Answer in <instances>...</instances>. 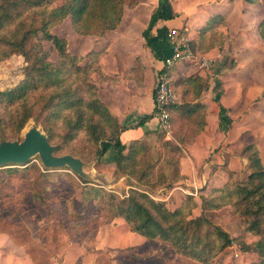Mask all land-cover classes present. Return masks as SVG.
<instances>
[{
  "label": "trees",
  "instance_id": "obj_1",
  "mask_svg": "<svg viewBox=\"0 0 264 264\" xmlns=\"http://www.w3.org/2000/svg\"><path fill=\"white\" fill-rule=\"evenodd\" d=\"M242 1L255 4L260 0ZM137 2L0 0V62L12 54L24 58L23 78L0 90V140L17 137L33 119L41 124L49 141L58 140L59 150L80 134L95 144L98 159L112 148L114 172L129 176L135 184L127 181L130 187L122 198L101 187L93 188L101 212L111 219H122L131 232L146 240L163 241L177 254L200 264H213V259L233 243L242 252L255 254L249 264H264V163L256 144L240 147L248 160L245 178H238L239 172L224 163L226 181L201 195L200 203L187 195L179 206L169 209L163 201L150 196L149 191L171 186L182 177L179 167L183 154L178 144L193 143L206 125V106L201 95L207 80L199 74H189L174 84L183 98V102L168 107L175 142L163 140L162 133L149 142V136L157 133L155 129L127 146L119 139L121 127L116 117L98 96L95 76H105L100 67L105 50L92 49L84 55L72 53L67 39L52 32L70 17L76 33L103 37L119 26L125 5L133 8ZM171 17L169 0H158L152 19ZM226 23L223 13L209 15L197 30V38L190 40L191 48L202 54L215 47L224 34L213 29ZM257 29L264 41V20ZM47 43L56 50V60L50 58ZM142 70L143 66L138 64L134 73ZM218 86L220 80L215 81V87ZM220 98L221 93L216 92L214 100L219 102ZM221 119L228 125L226 115ZM160 148L164 150L162 156ZM69 151L78 154L73 148ZM224 207L233 210L243 231L251 234L253 240L235 238L212 221L209 212ZM196 208L199 213L194 215Z\"/></svg>",
  "mask_w": 264,
  "mask_h": 264
},
{
  "label": "rangeland",
  "instance_id": "obj_2",
  "mask_svg": "<svg viewBox=\"0 0 264 264\" xmlns=\"http://www.w3.org/2000/svg\"><path fill=\"white\" fill-rule=\"evenodd\" d=\"M208 1L211 2L178 0L175 4L196 8L197 2ZM227 1L221 2L226 4ZM222 4L206 7H216L225 13ZM243 6L244 3L237 1L227 12L226 25L213 29L224 34L222 42L202 53L215 58L217 64L212 78L203 77L207 84L201 99L210 94L209 88L213 99L216 92H220L227 100L225 114L229 118L228 125L223 121L220 126L225 131L232 127L240 132L233 144L235 151L240 153V146L256 144L264 162V41L257 29L258 23L264 20V0L245 9L241 8ZM203 7L198 6L196 10ZM71 30V19L67 17L52 32L71 39ZM71 33L76 34L73 30ZM71 43L76 42L72 39ZM46 48L50 58L56 60V50L50 43ZM23 66L24 58L20 54H12L0 62V77L6 78L0 90L16 85L23 78ZM216 80H220L217 88ZM31 124H37L45 132L41 124L30 119L17 137L6 139L21 140L23 131ZM158 134L161 135L159 130L150 135L148 141L153 142ZM163 140L175 142L173 136L167 139L163 135ZM50 143L58 148V140ZM187 145L178 144L183 156ZM70 148L78 154L69 151ZM95 148V144L80 134L56 153H70L80 157L87 170L94 167L116 176L114 168L110 169L109 153L98 159ZM159 150L162 156L164 150ZM245 176L246 170L242 168L237 177ZM127 181L135 184L129 176L111 186L86 182L67 167L45 168L38 156L25 164L0 165V264H200L177 254L163 241H148L133 235L126 223L111 219L99 210L93 188L101 187L122 198L130 187ZM209 216L235 238L243 237L240 219L230 207L209 212ZM239 249V245L233 243L213 259V264H234L243 259L237 256Z\"/></svg>",
  "mask_w": 264,
  "mask_h": 264
},
{
  "label": "crops",
  "instance_id": "obj_3",
  "mask_svg": "<svg viewBox=\"0 0 264 264\" xmlns=\"http://www.w3.org/2000/svg\"><path fill=\"white\" fill-rule=\"evenodd\" d=\"M210 1L205 4L197 2L194 8L183 3L175 4L178 0H169L173 17L153 20L152 15L158 6V0H138L133 8L124 7L119 26L107 31L103 37L80 35L73 29L76 34L72 35L71 30V39L60 35L67 39L68 49L72 53L84 55L92 49L105 50L100 59V67L106 77L98 74L95 82L99 98L120 124L119 139L123 144L128 146L132 141L143 138L147 131L157 129V118L153 114V91L157 72L162 67V59L169 53L168 31L172 28H184L189 38L194 39L208 16L219 9H208L206 6L213 3L220 6L223 3L222 0ZM237 1L244 3L242 9L250 5L242 0H228L226 4H222L226 8L223 13L226 20L227 12L232 10ZM198 6L204 7L196 10ZM72 39L76 42L74 45L71 43ZM138 64L143 66V70L135 74L134 68ZM170 72L174 84L190 73L203 76L195 65L185 61L176 63ZM210 90L209 88L210 94L201 99L206 106V125L195 141L187 145L186 154L180 159L179 170L182 177L171 186L149 191L151 196H155V200L163 201L169 209L179 206L187 195L193 196L200 203V196L205 195L210 188L222 186L227 179L222 168L224 163L229 169L240 172L243 168L248 173L247 156L240 151L236 152L233 145L240 132L232 130V127L225 131L220 126L223 123L221 118L226 115L227 100L221 96L220 101L216 102ZM108 153L110 169H113V149L109 148L105 154ZM198 213L199 208H196L194 215ZM242 234L241 238L245 241L254 239L243 229ZM139 238L145 239L142 236ZM238 253L237 256H243V259L236 260L234 264H249L255 256L240 249Z\"/></svg>",
  "mask_w": 264,
  "mask_h": 264
},
{
  "label": "water",
  "instance_id": "obj_4",
  "mask_svg": "<svg viewBox=\"0 0 264 264\" xmlns=\"http://www.w3.org/2000/svg\"><path fill=\"white\" fill-rule=\"evenodd\" d=\"M6 78L0 77V84ZM57 146L51 144L47 134L37 125L31 124L23 131L22 139L0 141V165L25 164L38 156L45 168L67 167L86 182H99L111 186L127 178L126 175L113 176L110 172H99L92 167L86 169L85 162L70 153L57 154Z\"/></svg>",
  "mask_w": 264,
  "mask_h": 264
},
{
  "label": "built area",
  "instance_id": "obj_5",
  "mask_svg": "<svg viewBox=\"0 0 264 264\" xmlns=\"http://www.w3.org/2000/svg\"><path fill=\"white\" fill-rule=\"evenodd\" d=\"M169 53L162 59V67L158 70L153 91L154 115L157 118V129L165 138L172 137L171 115L168 107L181 103L180 95L175 91L171 76V68L178 62L185 61L195 65L203 77L215 75L216 60L206 54L194 51L190 38L184 28H172L168 31ZM151 196V195H150ZM155 199V196H151Z\"/></svg>",
  "mask_w": 264,
  "mask_h": 264
}]
</instances>
